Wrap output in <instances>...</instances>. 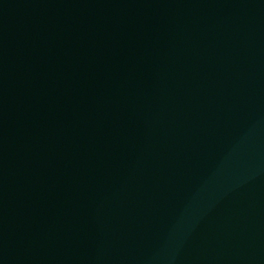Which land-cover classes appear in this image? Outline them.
<instances>
[{
    "label": "water",
    "instance_id": "1",
    "mask_svg": "<svg viewBox=\"0 0 264 264\" xmlns=\"http://www.w3.org/2000/svg\"><path fill=\"white\" fill-rule=\"evenodd\" d=\"M0 264H264V0H0Z\"/></svg>",
    "mask_w": 264,
    "mask_h": 264
}]
</instances>
